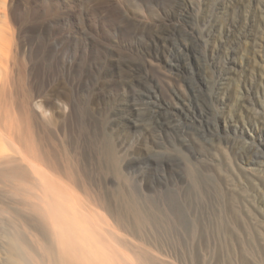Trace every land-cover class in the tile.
<instances>
[{"label": "rangeland", "instance_id": "1", "mask_svg": "<svg viewBox=\"0 0 264 264\" xmlns=\"http://www.w3.org/2000/svg\"><path fill=\"white\" fill-rule=\"evenodd\" d=\"M3 8L24 90L75 97L65 128L51 141L35 133L36 146L60 167L82 146L98 158L93 179L141 223L139 237L117 231L121 241L151 242L176 264L264 259V0Z\"/></svg>", "mask_w": 264, "mask_h": 264}, {"label": "bare ground", "instance_id": "2", "mask_svg": "<svg viewBox=\"0 0 264 264\" xmlns=\"http://www.w3.org/2000/svg\"><path fill=\"white\" fill-rule=\"evenodd\" d=\"M5 18L0 0V264H176L151 242L145 246L120 240L117 231L139 237L141 223L126 220L107 191L109 182L100 174L93 179L99 160L94 163L89 150H74L79 155L74 161L65 154L62 167L40 152L35 133L51 141L50 130L65 128L75 97L34 90L29 81L24 90L6 38ZM87 98L92 103L100 96ZM252 259L264 264L260 256Z\"/></svg>", "mask_w": 264, "mask_h": 264}]
</instances>
